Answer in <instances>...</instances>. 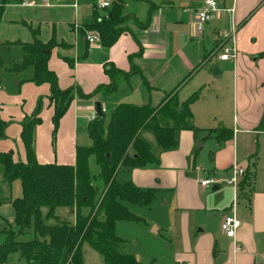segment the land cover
Segmentation results:
<instances>
[{
	"label": "crops",
	"instance_id": "crops-1",
	"mask_svg": "<svg viewBox=\"0 0 264 264\" xmlns=\"http://www.w3.org/2000/svg\"><path fill=\"white\" fill-rule=\"evenodd\" d=\"M138 1L146 3L143 11L138 13L129 11L126 2L125 9L130 14L126 22L127 31H124L110 47H102L99 43L89 46L87 39L77 30H71L69 25L72 22L79 23L89 13L92 5L97 6L98 0L87 8L79 20L75 19V11L78 9L77 2L67 8L63 5L46 6L41 1H36L37 5L32 7L21 6L19 1L11 2L6 6L0 18V24L14 22L28 26L35 25L40 20L52 24L51 27H53L50 30L43 32L38 27H32L31 31L28 30L29 37L26 39H8L5 42H16L19 45V42H31L34 39L46 42L52 37L55 38L57 44L50 49L47 66L56 74L61 89L74 86L82 93L89 94L98 84L108 82V75L104 71L107 65L112 64L124 71L130 70L133 65L138 71L142 86L131 87L138 84L137 79L134 80L137 84L134 81L132 85L130 84L134 74L127 79H121L122 83L119 82L118 86L124 83L123 94L110 99L114 107L120 102H131L129 98L140 102L131 103H148L155 106L165 94L172 90L182 101L196 91L197 87L212 81L210 67L213 64L223 65L228 62L231 67L236 106L239 102L238 79L245 74L239 70L241 65H250L255 60L257 64L253 67L257 69V79L264 82V55H261L264 51V41L256 44L257 39L261 41L263 38L264 40V0H216L217 9L210 14L201 33L196 32L194 20L195 12L202 6L203 0ZM16 7H20L21 10L15 11ZM231 8L232 13L229 11ZM244 19L245 21L240 25ZM56 20L64 23L69 38L55 30L53 24ZM232 25L234 30H232ZM256 25L258 28H254L257 27ZM226 32L229 35L232 34L233 38L232 36L223 38ZM76 35L83 38L86 43L87 56L92 57L83 61L75 60L73 66H69L62 57L69 58L68 54L75 46ZM232 40L235 41L237 49L235 59L220 60L218 55L221 54L224 46L232 43ZM246 52H251L250 55H257L250 59ZM130 55H132L131 61ZM32 75V70H26L24 74L15 76L14 82L17 86L15 89L6 90L0 85V119L9 122L5 127L4 137L0 139V151H11L14 160L18 158L25 160L24 148L20 140V122L32 113L36 101L41 97V122L34 130L36 159L40 163L72 165L75 162L76 146L88 144L87 124L98 114L95 102H99L105 113L107 111L105 104L110 96L104 97L97 93L92 97H82L75 92L59 120L53 137L51 133L53 106L46 98L49 94V85L47 83L35 84L31 81ZM145 80L150 88L145 85ZM127 85L131 87L130 90ZM262 93V98L252 109V116L245 113L247 106L241 102V117L239 120L236 119V126L233 123L232 129L226 128L232 131V137L227 140H222L223 138L219 140L216 137L217 131L206 136V131L209 129L225 127L212 126L207 118L210 119L211 116L215 119V115L211 113L208 106L196 99L190 107L193 128L176 130L175 147L169 150L158 149L155 153L158 164L122 169L124 171L123 181L131 180L137 187L152 188L154 191L169 189L170 193L176 187L171 202L176 206L173 207L175 211L177 209L181 216L179 226L184 252L179 251L175 254V261H179L180 264H264V191L255 190L253 182L249 198H242L240 206L237 200L232 208L234 189L230 185L232 187L231 199L226 204L228 207H225L222 210L223 213L219 215L218 224L224 214L232 213L241 221V225L236 230L235 237L229 238L221 233L219 225V234H215L211 229L204 232V225L197 232L190 229L188 211L193 209L198 212L203 208L205 210L214 207L215 204L208 200L209 197L213 198V193H208L206 197H203V201L200 200L197 204L195 198L194 200L190 198L188 188L179 186L180 178H182L187 163L190 162L189 159H191L196 143L200 140L201 132H203V137H213L218 143L225 141V148L215 150L211 155L216 170H220L217 172L226 171L228 173L232 164H237V162L244 167L245 171L250 169V166L256 169L255 160L251 156L254 152L253 146L247 151L250 155L247 156L248 159L238 160L236 138L239 134H245L248 140L247 145L250 147L253 135L264 132L257 127L264 110V90ZM151 99L154 100L153 103ZM225 136V133H221V137ZM242 178L243 176L240 180ZM216 186L219 187V185ZM156 230L157 228H153V232ZM200 232L203 234L198 235ZM90 250L92 249L83 251L84 264H86L85 258L88 260L92 256Z\"/></svg>",
	"mask_w": 264,
	"mask_h": 264
},
{
	"label": "trees",
	"instance_id": "trees-1",
	"mask_svg": "<svg viewBox=\"0 0 264 264\" xmlns=\"http://www.w3.org/2000/svg\"><path fill=\"white\" fill-rule=\"evenodd\" d=\"M16 1L21 0H0V18L6 6ZM125 4L126 0H111L103 9L92 5L89 13L78 23V32L85 39L88 33H97L100 37L99 44L110 47L127 31L126 22L130 14L126 11ZM244 21L245 19L240 25ZM56 44L53 37L46 42L37 39L19 42L22 49L21 61L10 69L20 71L32 66L31 81L49 85L46 98L53 106V137L75 92L82 97H92L97 93L107 97L116 89L121 79H127L138 72L133 65L130 70L124 71L109 64L104 69L108 82L98 84L89 94L82 93L74 86L61 89L56 74L47 66L49 55L45 53ZM261 55H264V51ZM131 57L132 55L129 56L130 61ZM62 58L69 66H73L69 58ZM144 83L150 88L146 80ZM198 96L199 92L196 90L180 101L172 90L155 106L120 102L112 109L107 122H104V112L97 114L87 124L90 144L76 146L75 162L72 165L37 161L34 130L41 122L42 109V98H38L32 113L20 122V140L25 160H14L11 151H0V192L4 194L0 195V203L11 204L16 226V230L9 227L4 231L5 241L0 244V264H4L7 256L13 252L24 258L27 264H84L82 247L85 244L101 257L103 264H142L135 255L118 250L120 238L115 234L114 224L119 218L132 217L122 204L123 199L149 206L155 191L152 188L137 187L131 180L118 182L116 175L120 168L158 164V158L152 152L150 144L140 137V133L149 128L163 150L175 147L176 130L193 128L190 107ZM8 123L0 119V139L4 137ZM257 127L264 130V110ZM215 131L219 140L232 137V131L226 128L209 129L206 136ZM219 131L226 136L221 137ZM107 153L109 158L106 157ZM91 155L98 166L96 174H91L89 170L88 159ZM254 175V169L244 172L238 184L239 197L249 198ZM15 179H19L21 195L12 198L9 191ZM3 185L5 190L1 188ZM42 207L47 208L44 217ZM62 207L72 209V222L59 217L57 209ZM84 207L88 208L86 213L82 212ZM50 219L52 222L46 223L45 220ZM27 227L33 228V236L19 240V234Z\"/></svg>",
	"mask_w": 264,
	"mask_h": 264
},
{
	"label": "rangeland",
	"instance_id": "rangeland-1",
	"mask_svg": "<svg viewBox=\"0 0 264 264\" xmlns=\"http://www.w3.org/2000/svg\"><path fill=\"white\" fill-rule=\"evenodd\" d=\"M96 0H47V3L51 7H56L58 5H63L66 8L70 7L72 3L77 2L78 9L75 11V19L79 20L81 15L89 8V6ZM111 1V0H110ZM127 9L129 11L141 12L143 11L144 4L146 3L138 0H126ZM15 11H20L21 8H14ZM13 10V11H14ZM205 24V23H204ZM52 24H48L45 20H40L35 23V25L18 24V23H1L0 24V85L3 89L11 90L15 89L16 77L18 74H24L26 70H32V66L26 67L24 70L20 71H11L10 69L20 62L22 56V49L16 42H5L8 39H26L29 37V31L31 28L38 27L43 32L50 30ZM55 30L62 34L64 37L69 38V34L66 31L64 23L61 20L54 21ZM71 30H77L78 23L72 22L69 24ZM257 26V25H256ZM253 28V25L251 26ZM254 28H258L254 27ZM218 29V28H217ZM78 31V30H77ZM75 46L69 52V59L73 62L75 60L83 61L88 59L86 52V43L80 35L75 36ZM259 39L256 40V44L263 42ZM89 46L94 44L88 43ZM250 56L255 57L257 54L250 55L251 52H246ZM75 57V59H74ZM257 62L254 60L250 65H241L240 71L245 74L238 79L237 91H238V107L235 105V89L232 82V70L228 65V62L223 65H218L221 68L219 75H212V68L216 64L211 66L210 74L212 76V81L203 86L197 87L199 92L198 102H202L203 105L208 106L209 110L212 111L215 115V119L210 116V119L207 118L209 123L214 127H225L232 129L233 123L240 119L241 111L240 108L241 102L244 103L247 108L245 113L249 116L253 115V108L256 107L257 102L263 96L264 82L262 83L257 79V69H254L253 66H256ZM211 65V64H209ZM259 68V67H257ZM139 74H134L130 84H133L134 80H138L136 86H131L132 88H139L142 86V82L138 76ZM199 76V75H197ZM259 81V82H258ZM122 83V82H120ZM123 85H117L116 89L109 94L107 97V111L105 112L104 122L110 117V113L114 108V104L110 102V99L123 94L122 88ZM130 86L127 85V88L130 90ZM127 90L125 91V93ZM152 92V91H151ZM242 95V96H241ZM131 102L140 103L138 100H133L134 98H129ZM152 103L153 99L150 100ZM239 108V109H238ZM204 116V114H203ZM237 119V120H236ZM206 120V119H205ZM52 133V132H51ZM222 133V131H220ZM140 137L147 141L151 150L154 153H157L158 149L163 150L155 141L153 131L149 128L142 130ZM90 144V140H87ZM247 138L245 134H239L236 138V155L238 160L243 158L248 159L250 155L247 154L249 148L253 146L252 159L255 160V175H254V188L255 190L264 191V132L257 135H253V141L251 146L247 145ZM202 143V144H201ZM87 144V145H88ZM224 142H217L213 137L205 138L203 137V132L200 134V140L195 145L194 152L191 156L189 163L185 170L183 171L182 178H180V187H187L190 193V198L196 199V203L199 204L200 200L203 201V197H206L207 194L213 193V198L209 197L208 200H211L215 206L212 208H207L204 210H199L198 212L193 209L188 211V222L191 224L190 229L193 232H197L198 229L202 228V225L205 226V231L211 229L215 234H219L218 228V217L223 213V209L226 204L231 199L232 187L225 182V179L229 172H217L214 166V161L211 158L213 151L218 149L225 148ZM248 156V157H247ZM250 160V158H249ZM88 166L91 174H96L98 166L95 163L94 156H89ZM237 166L242 168L244 167L239 165ZM124 168H120L117 172L116 179L121 182L124 179ZM252 169V166H250ZM213 175L215 178L219 179L217 189L212 190L213 185L203 187L200 185V180ZM243 176V175H242ZM240 176L238 182L240 181ZM1 178V175H0ZM1 184V182H0ZM4 189V185L1 187ZM5 190V189H4ZM176 187L170 193L169 189L155 190V196L149 206L135 204L131 201L123 199L121 202L127 211L132 215L130 218H119L115 221L114 231L117 236L120 238L118 244V250L126 253L132 254L138 257L142 264H180L179 261H175V254L177 252H184V243L182 241V236L180 235V213L178 210L173 207H176L172 204V194H175ZM6 193V192H4ZM3 192H0V195ZM7 194V193H6ZM4 195V194H3ZM9 195L12 198L18 197L21 195V187L19 179H15L11 184V189ZM165 201V202H164ZM226 202V203H225ZM242 202V197L238 196L239 206ZM217 205V206H216ZM208 207V206H207ZM212 209V210H211ZM47 208L42 207V217H44ZM88 211L87 207L82 208V212L86 213ZM231 212V211H230ZM58 215L66 221H73V212L70 208H59ZM14 210L9 202L0 203V244L5 241L4 231L9 227L13 230H16V226L13 221ZM46 223H51L52 220H45ZM153 228H157L153 232ZM203 233H199L201 235ZM33 236V228L27 227L23 230V233L19 234V240L29 239ZM88 247L85 244L82 247L83 251H88ZM193 249V248H191ZM92 256L87 260L85 258L86 264H102L101 257L93 250ZM91 255V254H90ZM86 257V254H85ZM4 264H27L24 258H22L17 252L9 254L6 258Z\"/></svg>",
	"mask_w": 264,
	"mask_h": 264
},
{
	"label": "built area",
	"instance_id": "built-area-1",
	"mask_svg": "<svg viewBox=\"0 0 264 264\" xmlns=\"http://www.w3.org/2000/svg\"><path fill=\"white\" fill-rule=\"evenodd\" d=\"M36 1H41L44 5H48L47 0H21L19 4L25 7H32L37 5ZM109 0H98L97 7L99 9H103L109 5ZM217 9V1L216 0H203L202 6L195 12V30L198 33L202 32L204 23L209 19L210 14ZM232 13L233 9H229ZM232 30H234L232 25ZM232 36V34H228L227 32L223 34V38H228ZM88 43L97 44L99 43L100 37L97 33L91 32L86 36ZM237 54L236 43L232 40V43L228 46H224L221 54L218 55L220 60H227L229 58L235 59ZM104 108L101 107V112H104ZM229 175L223 179V182L229 184L234 189V195L232 200V208L235 206L238 200V178L244 175V170L237 166V164L233 163L232 167L229 170ZM219 179L215 178L213 175L206 177L200 180V185L203 187L209 185H216ZM241 225V221L234 214H224L222 219L220 220L219 228L222 234L229 238H234L236 234V230Z\"/></svg>",
	"mask_w": 264,
	"mask_h": 264
},
{
	"label": "water",
	"instance_id": "water-1",
	"mask_svg": "<svg viewBox=\"0 0 264 264\" xmlns=\"http://www.w3.org/2000/svg\"><path fill=\"white\" fill-rule=\"evenodd\" d=\"M45 53L48 55L50 53V50H46ZM211 72H212V75L217 76L220 74L221 68L218 65H215V66H213ZM95 106H96V110H97L98 114L100 115L101 114V107H100L99 102H95ZM106 157L109 158V153L106 154ZM216 188H217L216 185L212 186V190H214Z\"/></svg>",
	"mask_w": 264,
	"mask_h": 264
}]
</instances>
